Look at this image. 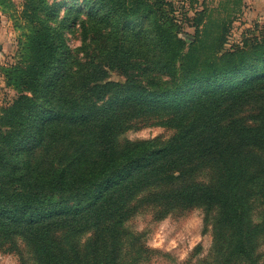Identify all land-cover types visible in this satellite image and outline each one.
<instances>
[{
	"label": "trees",
	"instance_id": "trees-1",
	"mask_svg": "<svg viewBox=\"0 0 264 264\" xmlns=\"http://www.w3.org/2000/svg\"><path fill=\"white\" fill-rule=\"evenodd\" d=\"M172 10L166 0L27 1L22 65L6 70L20 95L0 115V246L19 251L21 240L33 264H122L124 224L141 207L158 218L201 208L208 264H259L264 30L225 48L226 23L213 33L199 16L188 41ZM64 29L81 31L78 47ZM154 123L174 134L125 136Z\"/></svg>",
	"mask_w": 264,
	"mask_h": 264
},
{
	"label": "rangeland",
	"instance_id": "rangeland-1",
	"mask_svg": "<svg viewBox=\"0 0 264 264\" xmlns=\"http://www.w3.org/2000/svg\"><path fill=\"white\" fill-rule=\"evenodd\" d=\"M28 0H0V115L20 95V91L8 83L6 70L22 65V52L31 23L26 15ZM61 0H48L49 4ZM172 3L170 17L182 24L179 35L188 41L195 27L188 21L203 16L213 21V33L225 22L221 34L226 38L224 47L232 48L246 41L253 43L261 39L264 30V0H166ZM80 4V2H79ZM69 4L59 6L64 16ZM67 45L74 49L80 45L81 31L67 30ZM114 79L123 77L113 74ZM256 108L249 106L242 116L250 117ZM142 125V124H141ZM174 130L156 123L142 125L125 133L129 139L161 137L168 139ZM201 208L176 210L164 218H158L156 208L141 207L124 224L121 246L122 264H208L207 255L212 244V235L206 231ZM92 231L81 237L86 242ZM19 251L0 246V264H33L30 249L21 240ZM259 264H264V241L259 248Z\"/></svg>",
	"mask_w": 264,
	"mask_h": 264
}]
</instances>
